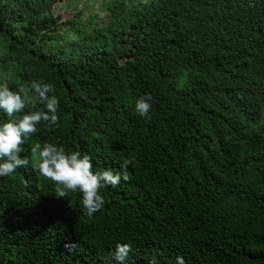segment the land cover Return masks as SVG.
I'll list each match as a JSON object with an SVG mask.
<instances>
[{"label":"trees","instance_id":"16d2710c","mask_svg":"<svg viewBox=\"0 0 264 264\" xmlns=\"http://www.w3.org/2000/svg\"><path fill=\"white\" fill-rule=\"evenodd\" d=\"M84 1L0 0V85L60 99L0 177V264H114L124 242L126 264H264V0ZM45 142L128 179L89 217L33 169Z\"/></svg>","mask_w":264,"mask_h":264},{"label":"clouds","instance_id":"9594fccd","mask_svg":"<svg viewBox=\"0 0 264 264\" xmlns=\"http://www.w3.org/2000/svg\"><path fill=\"white\" fill-rule=\"evenodd\" d=\"M54 91L55 87L51 82L32 81L30 88L21 86L18 89L0 85V112L7 117L0 119V177L11 175L30 163L21 153L41 122H46L49 127L58 124L60 99L56 95H50ZM150 101L151 97L147 94L135 100L134 110L140 117L151 118ZM36 104L43 107L36 108ZM28 105L35 110L25 111ZM32 151L36 154V159L31 161L33 169L54 182V194L58 198H66L69 193H80L81 206L89 217L106 204V199L100 192L102 187H115L122 179H128L127 161L121 164V171L111 168L95 170L90 154L79 150L66 151L56 143L37 144ZM131 250L130 242L117 243L113 253L114 264H126ZM176 264H185L184 257L177 256Z\"/></svg>","mask_w":264,"mask_h":264},{"label":"rangeland","instance_id":"374dc122","mask_svg":"<svg viewBox=\"0 0 264 264\" xmlns=\"http://www.w3.org/2000/svg\"><path fill=\"white\" fill-rule=\"evenodd\" d=\"M81 3H86L87 5H88V3L87 2H83V0H81ZM90 5H92V4H90ZM96 6H100V3H99V1L96 3ZM102 14H104V12H102ZM67 16V15H66ZM91 21H93V20H91ZM62 42H67V37H63V38H61L60 39Z\"/></svg>","mask_w":264,"mask_h":264}]
</instances>
